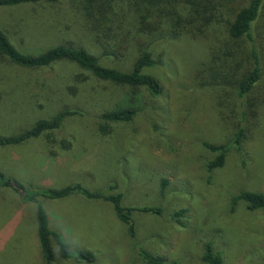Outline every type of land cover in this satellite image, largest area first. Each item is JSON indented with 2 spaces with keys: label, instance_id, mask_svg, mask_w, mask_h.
I'll use <instances>...</instances> for the list:
<instances>
[{
  "label": "rangeland",
  "instance_id": "1",
  "mask_svg": "<svg viewBox=\"0 0 264 264\" xmlns=\"http://www.w3.org/2000/svg\"><path fill=\"white\" fill-rule=\"evenodd\" d=\"M249 1L211 0L209 8L218 11L211 21L190 24L183 12L181 36L171 33L165 14L155 12V34L132 38L116 57L105 56L71 0L0 8V29L23 54L67 45L88 50L105 67L130 72L150 52L154 65L144 72L162 87L154 98L146 88L99 80L70 62L30 69L0 54V139L19 137L62 111L77 113L50 132L52 145L40 136L0 147V172L24 191L0 184V264H45L34 196L72 254L62 260L55 245L54 264H149L140 248L164 264H207L208 243L225 264H264V211L232 203L242 192L264 194V6L253 29L262 77L244 98L237 82L252 67L250 45L228 31ZM120 108L136 110L131 122L102 120ZM206 144L228 148L223 167L209 170L218 154ZM74 185L122 194L124 207L160 213L135 211L132 238L109 202L39 195L44 188ZM80 252L94 261L78 262Z\"/></svg>",
  "mask_w": 264,
  "mask_h": 264
},
{
  "label": "trees",
  "instance_id": "2",
  "mask_svg": "<svg viewBox=\"0 0 264 264\" xmlns=\"http://www.w3.org/2000/svg\"><path fill=\"white\" fill-rule=\"evenodd\" d=\"M61 1L0 0V8L38 4L54 5ZM71 3L81 14V18L84 20L83 23H85L84 25L89 26L90 32L96 33L95 36L98 39V44L103 48L105 56L108 57H116L118 53L122 55V51L128 46V42L132 38L137 39L155 34V30H157V27L153 25L155 12L165 14L170 19L175 31L171 33L177 36L183 35L182 31H178V27L182 23L181 17L183 12L190 15L188 17L186 13L184 15L190 24L196 21H211L217 17L216 12H218L213 11L212 7L209 8L211 0H123V3L116 0H71ZM263 6L264 0H250L248 5L236 12L228 23L230 36L235 40L246 39L250 45L252 67L237 82L240 98L251 94L262 77V60L259 47L253 38V29L255 23L260 18ZM53 20L48 19L51 24L54 23L60 26V22ZM115 24H118L117 27H115ZM111 41L114 42L111 43ZM0 54L5 56L14 65L30 69H40L52 66L60 61H66L77 65L81 70L89 72L99 80L130 87L134 90L146 88L154 98L162 94V87L159 81L144 72L146 68L153 67L154 65L150 52L143 53L136 60L132 71L123 72L103 66L93 53L84 48L58 45L36 56L23 54L17 50L5 32L0 29ZM136 113V110L132 108H120L103 114L101 118L106 122L129 123L133 120ZM252 113L254 114L255 112L252 111ZM76 114L74 111H62L52 118V120L39 121L33 128L24 132L19 137L0 139V147L18 145L40 136H47L49 144L52 145L54 141L51 140L50 132L59 130L67 117ZM55 143L57 144V142ZM58 143L65 149L68 146L63 141ZM206 147L211 152L218 154L217 158L208 165L209 170L213 171L223 167L228 148L212 144H206ZM0 184L16 192H24L22 185L18 181L6 177L2 172H0ZM39 195L50 200H63L74 195H81L88 200L109 202L113 205L119 220L128 226L132 238L136 237V224L133 220V213L135 211L160 213L159 209L150 207L126 208L122 205V194L106 195L102 192H91L81 185L68 186L60 190L44 188L40 191ZM31 202L37 203L38 239L45 264L55 263V245L59 248L62 260L72 259L68 244L59 233L51 229L49 217L43 205L39 203L36 196H34ZM239 202L245 203L251 211H264V194L262 193L242 192L232 199L234 207ZM183 214L184 212L181 211L175 215L179 217ZM140 253L149 264H164L165 262L162 257L153 256L143 248H140ZM75 258L78 262L94 261V256L89 252H80ZM203 260L207 264H225L222 257L214 251L211 243L205 245Z\"/></svg>",
  "mask_w": 264,
  "mask_h": 264
}]
</instances>
